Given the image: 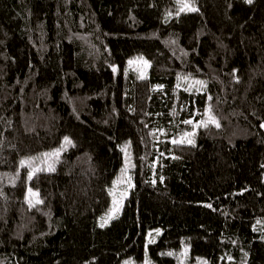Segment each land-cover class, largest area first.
Here are the masks:
<instances>
[{"label":"trees","instance_id":"trees-1","mask_svg":"<svg viewBox=\"0 0 264 264\" xmlns=\"http://www.w3.org/2000/svg\"><path fill=\"white\" fill-rule=\"evenodd\" d=\"M195 6L0 0V264H264V0ZM209 106L221 127L174 144ZM65 136L55 171L27 181L19 160Z\"/></svg>","mask_w":264,"mask_h":264},{"label":"snow or ice","instance_id":"snow-or-ice-1","mask_svg":"<svg viewBox=\"0 0 264 264\" xmlns=\"http://www.w3.org/2000/svg\"><path fill=\"white\" fill-rule=\"evenodd\" d=\"M246 3L251 4L253 2V0H245ZM176 3L179 5L178 7V12L177 15L180 12H196L198 11L197 7L195 6V0H176ZM170 15V13H169ZM167 19V17H166ZM142 59V58H141ZM132 61H129V64H131ZM144 63L147 65L148 62L144 61ZM116 69L113 68V72H115ZM233 75H235V73H233ZM140 78H143V76H141ZM189 77L185 76L183 77L184 80H187ZM181 79V76L178 74L177 75V80L179 81ZM237 82L238 79H237ZM193 83L195 85H199L200 88H196V91L199 92L201 90V88H206V81L203 80H195L193 81ZM180 85L178 84L177 87H179ZM162 87V86H160ZM192 87V85L190 84L187 88H185V91H188L190 88ZM209 100L212 99V97H208ZM204 119H201L197 126L198 127H203V128H208L210 126H215L217 129H219L221 127V124L219 122V119L217 118V116L214 114L213 109L211 106L207 107L205 109L204 112ZM184 124H192L193 121L192 120H184L183 121ZM261 127L264 128V123H261ZM0 136H2V133H0ZM194 136H195V132H185L184 133V137L187 138V143L191 144L194 146ZM64 143H62L60 145L59 148H55L52 149L51 151H46V152H41L38 153L36 156H28V157H23L19 160V166L21 168H25L26 169V179L27 181H31L36 175H38L41 172H53L55 171V164L59 162L60 159V154L61 152L65 149V144H72V141L70 140L69 137L65 136L63 138ZM174 144H180V143H184V140H173L172 141ZM0 145H2V140H0ZM130 145L129 144H125L124 146H121V151L124 152L125 154V167H123L121 169V174H125L128 171V167L130 164V153L129 151H127L126 149H129ZM264 167V166H262ZM4 176H8V174H0V177H4ZM20 176V172L19 169L17 170V172L10 177L11 182L14 184L15 180L19 179ZM130 177H129V181H130ZM121 178L118 177L117 180L113 181V187L108 189V194L113 198L112 199V206L109 208L108 213L106 214L105 217H102V223H101V227L105 226V224L108 222L109 219H113L115 218V214H118L119 212V208L122 204V200L124 198V195L126 193H121L120 197H117L116 195V185L120 182ZM0 196H3V191L2 189H0ZM25 203L28 204L29 208H35L37 211H39V208L37 207L38 205H41L44 203L43 199L40 198L39 195V190H33L32 187H28L25 193ZM208 207H211L210 205H208ZM160 234V230L157 229L156 230V235L158 236ZM152 236V233H149V237ZM155 239H149L145 245V248L147 250V245L154 243ZM163 254V253H162ZM167 255H173V253H166ZM231 259V258H229ZM125 264H131L130 261H126ZM145 264H148V261L146 259ZM203 264H206V262H203Z\"/></svg>","mask_w":264,"mask_h":264},{"label":"rangeland","instance_id":"rangeland-1","mask_svg":"<svg viewBox=\"0 0 264 264\" xmlns=\"http://www.w3.org/2000/svg\"><path fill=\"white\" fill-rule=\"evenodd\" d=\"M130 61H132V63L131 64H129V62H128V67H130L131 69H133V70H135L138 74H139V76L141 77V76H143V77H145V76H147V69H148V64L146 65L145 63H144V59H141V58H134V59H132V60H130ZM262 123H264V122H262ZM194 131L193 132H195L196 133V129H197V125L196 126H194ZM262 128V127H261ZM263 130H264V128H262ZM194 138H195V136H194ZM193 138V139H194ZM180 140H184L185 142V144H188L186 141H187V138L186 137H184V135L183 136H181L179 139H177V141H180ZM124 158H125V155H124ZM123 167H125V160H124V164H123V166H122V168ZM129 168V167H128ZM128 172V171H127ZM129 173V172H128ZM123 178H125L126 179V184H129V175L128 174H125L124 176H123ZM124 179V180H125ZM125 183V182H124ZM128 186H130V185H127V187ZM122 189H125L126 187H121ZM122 189L121 190H119V191H117L116 190V195H117V197H120V195H121V193H122ZM152 233V236L151 237H148V240L149 239H152V238H154L155 240L157 239V235H156V231H154V232H151ZM143 264H145V261L143 262Z\"/></svg>","mask_w":264,"mask_h":264}]
</instances>
